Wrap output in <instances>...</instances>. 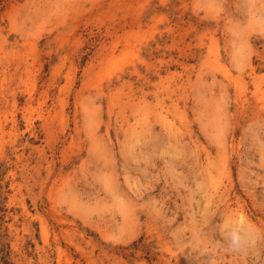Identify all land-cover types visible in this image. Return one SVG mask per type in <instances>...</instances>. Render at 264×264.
<instances>
[{"label": "rangeland", "instance_id": "obj_1", "mask_svg": "<svg viewBox=\"0 0 264 264\" xmlns=\"http://www.w3.org/2000/svg\"><path fill=\"white\" fill-rule=\"evenodd\" d=\"M0 239L13 264H264V0L0 4Z\"/></svg>", "mask_w": 264, "mask_h": 264}, {"label": "clouds", "instance_id": "obj_2", "mask_svg": "<svg viewBox=\"0 0 264 264\" xmlns=\"http://www.w3.org/2000/svg\"><path fill=\"white\" fill-rule=\"evenodd\" d=\"M254 243L250 233L247 230L241 231L233 229L226 234V244L234 251L245 250Z\"/></svg>", "mask_w": 264, "mask_h": 264}, {"label": "trees", "instance_id": "obj_3", "mask_svg": "<svg viewBox=\"0 0 264 264\" xmlns=\"http://www.w3.org/2000/svg\"><path fill=\"white\" fill-rule=\"evenodd\" d=\"M4 1L5 0H0V4H2ZM147 250L148 251L146 253L150 254L151 253L150 249ZM9 256H10V246L8 244L6 245L2 243L0 239V264H13L9 261ZM148 260L151 261V259L149 258Z\"/></svg>", "mask_w": 264, "mask_h": 264}]
</instances>
